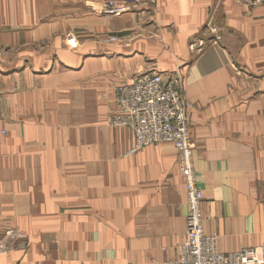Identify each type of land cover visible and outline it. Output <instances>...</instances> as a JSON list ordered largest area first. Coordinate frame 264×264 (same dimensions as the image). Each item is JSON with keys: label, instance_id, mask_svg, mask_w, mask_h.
<instances>
[{"label": "crops", "instance_id": "crops-1", "mask_svg": "<svg viewBox=\"0 0 264 264\" xmlns=\"http://www.w3.org/2000/svg\"><path fill=\"white\" fill-rule=\"evenodd\" d=\"M107 1L0 0V264L178 257V150L133 152L109 123L116 89L156 73L183 78L205 234L224 254L263 245L264 5L142 0L108 18Z\"/></svg>", "mask_w": 264, "mask_h": 264}, {"label": "built area", "instance_id": "built-area-1", "mask_svg": "<svg viewBox=\"0 0 264 264\" xmlns=\"http://www.w3.org/2000/svg\"><path fill=\"white\" fill-rule=\"evenodd\" d=\"M251 6L264 5V0H241ZM142 0H109L101 10L103 16L120 17L141 6ZM215 33V31H214ZM109 35L105 43L117 42ZM212 42L190 45L202 53ZM181 75L164 78L162 74L141 76L131 84L117 88V112L114 123L134 134V151L158 144H171L179 153L188 201L187 230L178 249V257L166 264H264V244L224 254L218 248V236L206 235L202 214L203 193L199 189L193 165L194 144L189 130L188 104L183 96ZM0 251H5L0 245Z\"/></svg>", "mask_w": 264, "mask_h": 264}, {"label": "rangeland", "instance_id": "rangeland-1", "mask_svg": "<svg viewBox=\"0 0 264 264\" xmlns=\"http://www.w3.org/2000/svg\"><path fill=\"white\" fill-rule=\"evenodd\" d=\"M109 36V35H108ZM108 36H103L102 37V42L103 43H105L104 42V39L106 38V37H108ZM111 43H114V42H111ZM105 44H107V43H105ZM115 95L117 96V89H116V92H115ZM116 96H115V103H116ZM183 96H184V93H183ZM184 98H185V96H184ZM186 100V99H185ZM187 102V101H186ZM187 104H188V102H187ZM188 107H190L189 106V104H188ZM116 112H117V107H116V111L112 114V115H110V118H109V123H110V125L112 126V127H114V128H123V127H120L119 125H117V124H115L114 123V121H115V119H114V117H115V115H116ZM188 112H189V110H188ZM188 120H189V113H188ZM116 122V121H115ZM131 130V129H130ZM189 130H190V125H189ZM132 131V130H131ZM132 133H133V131H132ZM190 134H191V132H190ZM133 136H134V134H133ZM194 144V143H193ZM149 147V146H148ZM144 149V148H143ZM142 150V149H141ZM138 151H140V150H138ZM138 151H134V149H133V152H138ZM179 158H180V156H179ZM193 165H194V162H193ZM180 172H181V170H180ZM195 174H196V172H195ZM182 175V174H181ZM182 178H183V176H182ZM196 180H197V177H196ZM183 181H184V178H183ZM197 185H198V183H197ZM184 186H185V183H184ZM200 189V188H199ZM201 190V189H200ZM186 191V190H185ZM186 197H187V195H186Z\"/></svg>", "mask_w": 264, "mask_h": 264}, {"label": "bare ground", "instance_id": "bare-ground-1", "mask_svg": "<svg viewBox=\"0 0 264 264\" xmlns=\"http://www.w3.org/2000/svg\"><path fill=\"white\" fill-rule=\"evenodd\" d=\"M197 177V176H196ZM188 203V202H187Z\"/></svg>", "mask_w": 264, "mask_h": 264}]
</instances>
